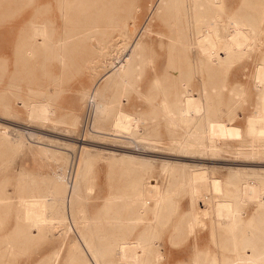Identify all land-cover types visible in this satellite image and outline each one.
<instances>
[{
	"label": "bare ground",
	"instance_id": "bare-ground-1",
	"mask_svg": "<svg viewBox=\"0 0 264 264\" xmlns=\"http://www.w3.org/2000/svg\"><path fill=\"white\" fill-rule=\"evenodd\" d=\"M34 1L35 10L29 15L28 27L14 34L16 71L34 57L39 60L42 57L43 62L42 59L40 62L46 66L55 59L66 63L68 58L75 59L74 55L77 58L81 53L90 55L94 51L95 56H89V65L84 68L93 73L89 74L92 78L96 75L97 80L80 94L83 107L88 106L93 112L91 133L121 137L134 147L120 157L129 160L124 163L130 167L121 166L118 173L113 171L110 192L104 196L102 207L95 215L89 214L83 191L89 189L88 179L92 178L89 174L93 171L94 158L99 155H93L87 147L81 149L82 165L72 184L64 171L49 181L45 178L46 182L26 177L16 186L15 192L5 190L0 181V218L6 212L15 213V227L8 237L29 236L33 231L44 235L58 233L64 244L61 249H68L65 264H264V169L229 167L227 174L220 176L205 165H178L164 160L160 165L164 182L160 186L145 185L143 181H136L133 172L152 161L131 154L136 151L135 147L147 150L157 147L152 142H161L155 129L161 112L167 127L176 135L172 137V146L177 154L202 157L209 152L219 156L231 152L247 158L264 157V57L253 73L259 93L258 104L254 112L245 116L242 142L225 144L222 142L224 117L241 116L242 112L236 111L244 99L233 96L228 101L229 110L218 112L214 100L208 96V81L201 86V101L181 96V103L173 104L166 97L161 98L163 79L155 68L150 84L134 89L143 76L148 53L145 54V47L136 39L114 48L115 31L119 26L128 38L134 30L120 12L121 0H56L58 7L66 10L59 19L44 15L50 7L48 0ZM258 1L240 0L239 9L229 14L225 0H157L154 14L167 18L173 13L174 19L169 24V34L159 32L160 43L167 44L171 62L186 60L194 69L204 66L213 77L221 70L230 69L261 45L264 28L257 29V23L261 21L263 9L259 10ZM183 15L188 19L191 15L194 26H185ZM64 23L66 26L62 29ZM107 51V56L98 62ZM3 52L8 54L7 47ZM0 59V79L4 80L9 57L1 55ZM15 77L13 75V79ZM102 80H105L104 85L97 86ZM180 88L184 93L192 92L186 83ZM131 89L145 100L135 109L126 104ZM12 91L13 86L3 85L0 92V106L9 114L16 111L14 100L7 97ZM109 91L113 94L109 95ZM188 99L190 105L184 102ZM39 108L37 105L32 117L40 112ZM70 115L69 123L78 125L80 115L73 111ZM61 122L66 123L65 119ZM13 130L18 136L13 142L24 144L22 131L8 129L4 124L0 125V140L11 144ZM42 149L55 159L65 156L57 149ZM111 154L112 160H117L114 153ZM131 164L136 166L131 167ZM69 191V214L77 236L70 233L68 227L71 219L67 212ZM182 193L188 196V209L181 212L179 196ZM165 235L169 240L164 239ZM182 237H191L192 241L187 247L176 250L174 245ZM46 259L39 264L49 263Z\"/></svg>",
	"mask_w": 264,
	"mask_h": 264
},
{
	"label": "rangeland",
	"instance_id": "rangeland-1",
	"mask_svg": "<svg viewBox=\"0 0 264 264\" xmlns=\"http://www.w3.org/2000/svg\"><path fill=\"white\" fill-rule=\"evenodd\" d=\"M48 1L50 2V7L47 8V12L45 10L44 15H50V18H58L62 11H66L64 8L60 9L58 7L56 0ZM105 1L108 0H101V2ZM155 2L157 3V0H121L119 3V7L121 8L120 12L123 14L122 16L125 17L124 19L130 21V26L132 25L131 27H134V30L133 34H130L131 36L129 35L131 38H128V34L126 37L123 28L119 26L118 29H120L115 31L114 48H120L118 47L119 45L121 46L123 43L136 39L145 47V54L147 55L148 53L145 57L146 62L142 70L143 74L141 73L143 76L139 82L135 83L134 89L136 86L138 88L147 87L150 84L155 68L161 80L163 79L164 89L160 91V96L162 99L166 97L173 104L176 101L179 103L181 96H186L188 98L192 96L197 101H201L203 95L201 93V86L204 82L208 81V96L214 100L216 111L218 112L225 113L229 110L228 101L231 97H241V99L244 100L241 102L242 104L239 105L236 112H242V115H237L232 119L230 117L232 115L230 114L224 117V133L222 134L224 138L222 142L225 144L241 143L244 137L245 116L248 113L254 112L258 104L259 93L253 73L259 60L264 57V32L260 36V38H262V43L258 48L242 57L230 69H225V71L221 70L213 77H210L208 69L206 67L204 68V66L201 69H194L192 63L186 60H174L171 62L168 56L167 44L162 45L158 35L159 32L165 34L167 32V34L170 33L169 24L171 25L172 21H174L172 17L173 13L168 15L167 18L165 16L162 17L163 19L159 18L157 14H154L156 7ZM258 2L259 10L263 9L259 17L261 21L257 23V29H261L264 28V0ZM240 5V0H225V6L228 8L229 14L230 12H234L237 7L239 9ZM34 10V0H0V57L1 55H8L9 57L3 78L4 80L0 79V92L3 85L7 87L10 85L13 86V91L8 92L7 97L12 99L11 101L14 100L13 103L16 105V111L11 114L7 113L0 106V125H7L8 129H20L25 140L24 144L22 142H13L14 139L18 137L16 136L17 132L14 130L12 131L13 137L11 136V144L0 140L2 143H0L2 149H0V153L1 151L4 152L0 154V181L5 190L9 189L15 192L18 184L26 177L29 178H27L28 180L34 178L46 182V180L49 181L55 175L58 173L62 174L61 171H64L67 179H69V183L72 184L78 168L82 165L83 154L81 149L87 147L91 150L93 155H96V153L99 155L97 157L95 156L97 159L94 158L96 161L94 160L93 171L89 174V178L92 177L91 180L88 179L89 189H84L83 191L89 214L95 215L102 207L104 196L110 192V176L113 174V171L114 173H118L122 168L127 169L128 166L130 167V164L124 163V161L129 160H121L120 157H122L125 152L132 150L134 146L128 140L121 137L116 138V136H109L104 133H98L99 135L91 133L93 112H91L88 106L83 107L84 103L81 102L82 99L80 98V94L83 89L92 86L97 80L96 75L95 78H92L91 76L93 73H89L88 69H85L89 65L87 62L89 56H95L94 51H91L92 54L90 52V55L85 52L81 53L80 56L77 55V58L76 55H74L75 59L72 57L71 60H69L68 58L66 63H62L60 60L55 59L46 66L42 63V57H39L40 60L34 57V59L29 60L28 65H23L20 71H16L17 69L14 61V34L19 29L25 31L28 27L29 15H31ZM117 14L118 12H115V15ZM132 16L133 18H131ZM189 16L191 18L188 19V16L183 15V24L185 26H194L193 18L191 15ZM201 16L203 21L206 22L204 13H202ZM120 23L122 24V20ZM65 26L64 23V26H61L62 29H64ZM119 40H121L120 43L118 42ZM164 41L167 42L165 39ZM6 47L8 54L3 52ZM153 49L154 51H152ZM85 50H87L86 47ZM107 53L108 51L104 52L98 62L102 61L103 58L107 56ZM68 55H71V53ZM41 59L42 62H40ZM89 74H91V76H89ZM13 75L16 76L15 79H13ZM86 80L88 82H86ZM104 83L105 80H102L98 82L97 86L102 87ZM184 83L191 89V94L189 92L184 93L182 88H180ZM242 91H244V93H242ZM129 92V96H126V104L129 108L135 109L136 106L145 103V100L139 97L135 90L131 89ZM108 93L112 95L114 90L113 93L112 91ZM49 98L52 100L50 101ZM184 102L189 104L191 101L188 99L184 100ZM90 104L92 105V102ZM37 105L40 107V112H38L35 117H32L31 114L35 112L34 109H36ZM72 111L80 115V122L75 126L69 123ZM64 119L66 123L61 122ZM149 128L151 129V127ZM155 129H157L156 136L161 140V142H152L157 147L148 148L147 150H140L135 147L134 150L136 151L131 153L151 159L152 161L151 164H144V166L142 164V166H139L137 170L133 172L136 181H143L145 185L156 184L160 186L164 182L165 178L160 169V165L164 160H170L174 163H178V165H182V163L205 165L209 169H215L216 174L220 176L227 174L229 167L235 170L249 168L264 169V157L247 158L237 156L231 152H224L220 156L213 155L212 152H209L202 157L199 156V154H187L183 156L182 154H177L178 152L175 153L174 147L172 146V137L176 135L167 127L165 116L161 112L158 113ZM106 131L108 130L103 132ZM146 131L147 130H145V132ZM30 133L35 134L30 135ZM4 144L5 147L3 146ZM42 147L62 151L66 157L55 159L44 151ZM111 152L114 153L116 156L115 159L117 160H112ZM99 153H101V155ZM115 165H118L120 169L117 166L115 167ZM132 166L136 165L131 164V167ZM70 197L71 192L69 191L67 197L68 214L70 213ZM179 206L181 212L188 209V196L186 194L182 193L179 196ZM14 216L15 213L11 211L4 213L3 217L0 218V264H39L41 262H46V258L50 260L47 264L66 263L68 249L66 247L61 249L64 244L58 233L57 235H44L39 231H33V234L29 236L8 237L9 232L15 227ZM68 216L71 218V214ZM69 222L68 227L70 228V233L77 236L78 233H76L77 231L72 218L69 219ZM164 239L169 240L166 235ZM191 241V237H182L180 241L174 245V248L176 250L185 248ZM57 253L58 256L56 257Z\"/></svg>",
	"mask_w": 264,
	"mask_h": 264
}]
</instances>
